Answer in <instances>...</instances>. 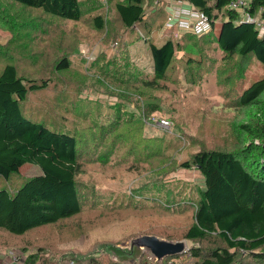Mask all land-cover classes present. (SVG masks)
Segmentation results:
<instances>
[{
  "label": "rangeland",
  "instance_id": "rangeland-1",
  "mask_svg": "<svg viewBox=\"0 0 264 264\" xmlns=\"http://www.w3.org/2000/svg\"><path fill=\"white\" fill-rule=\"evenodd\" d=\"M80 1L83 17L74 22L0 0V73L13 64L28 81L48 82L47 89L30 94L24 111L76 135L83 165L81 213L22 236L0 229V264H69L71 257L91 255H104L109 264L105 251L117 247L130 253L132 243L146 235L215 247L216 238L200 244L185 239L204 178L181 165L205 148L244 146L249 139L238 125L257 119L258 111L234 100L264 76L263 69L253 59L240 63L226 55L216 41L160 28L162 20L127 29L116 10L125 0ZM96 16L103 17V30ZM216 22L214 37L231 21L221 13ZM170 39L181 43L170 76L147 87L153 71L150 43ZM63 59L70 67L59 72ZM162 120L170 127H161ZM14 169L18 173L0 179V188L15 192L41 173L33 163ZM136 248L133 258L113 250L109 255L119 264H134L143 255L153 261L148 249Z\"/></svg>",
  "mask_w": 264,
  "mask_h": 264
},
{
  "label": "trees",
  "instance_id": "trees-1",
  "mask_svg": "<svg viewBox=\"0 0 264 264\" xmlns=\"http://www.w3.org/2000/svg\"><path fill=\"white\" fill-rule=\"evenodd\" d=\"M4 1L63 20L78 22L83 17L80 0ZM149 1L117 3L118 18L124 27L141 30V25L150 27L158 20L163 21L159 25L163 27L167 16L161 6L152 9L155 1L161 5L162 1ZM187 1L208 14L212 22L221 13L231 21L223 22L218 37L212 33L202 36L206 41H216L226 55L239 57L240 63L253 59L264 71V35H260L254 24L241 23L240 14L229 8L231 0ZM263 7L264 0H249L248 10L253 16L264 19ZM94 22L103 30V17L96 16ZM178 51L181 43L171 39L161 45L151 41L153 71L152 79L145 81L147 87L156 88L167 80ZM69 67L68 59H63L56 70L65 71ZM47 88L48 82L28 81L13 64H7L0 73V179L9 181L18 173L14 169L17 165L33 163L41 169L40 174L29 178L15 192L0 188V229L16 236L74 217L83 208L78 182L83 165L77 136L37 121L26 115L23 108L31 93ZM234 103L258 111L253 117L257 119L238 125V130L249 139L244 146L236 150L205 148L181 165L185 169L196 168L204 178L194 222L185 239L200 244L216 238L215 247L193 245L184 254L161 262L149 261L143 255L134 264H182L178 262L182 257L191 259L184 264H264V76L239 92ZM132 250L127 253L117 247L110 248L105 251V257L112 260L109 264H119L109 255L111 251L128 258L132 257ZM103 256L71 257L69 261L104 264Z\"/></svg>",
  "mask_w": 264,
  "mask_h": 264
},
{
  "label": "built area",
  "instance_id": "built-area-1",
  "mask_svg": "<svg viewBox=\"0 0 264 264\" xmlns=\"http://www.w3.org/2000/svg\"><path fill=\"white\" fill-rule=\"evenodd\" d=\"M166 4L168 17L164 25V29L169 31H176L179 36L185 34L200 35L205 36L213 33L215 30V24L217 22H212L208 14L200 11L194 7L187 0H164ZM161 4L155 2L152 9L159 8ZM249 0H231L229 8L232 11H236L241 16V23H252L256 26L260 35H264V19L260 15L253 16L248 10ZM261 11H264V7ZM161 127L168 128L170 123L168 121L162 120L158 123ZM188 251L186 246L185 252ZM184 252V253H185ZM150 260L155 262H161L163 260H158L152 253H150ZM188 259V257H185ZM69 264H74L72 261ZM172 264V262L170 263Z\"/></svg>",
  "mask_w": 264,
  "mask_h": 264
},
{
  "label": "water",
  "instance_id": "water-1",
  "mask_svg": "<svg viewBox=\"0 0 264 264\" xmlns=\"http://www.w3.org/2000/svg\"><path fill=\"white\" fill-rule=\"evenodd\" d=\"M132 245L148 249L158 260L182 255L186 249L185 242H171L150 235L137 238Z\"/></svg>",
  "mask_w": 264,
  "mask_h": 264
},
{
  "label": "crops",
  "instance_id": "crops-1",
  "mask_svg": "<svg viewBox=\"0 0 264 264\" xmlns=\"http://www.w3.org/2000/svg\"><path fill=\"white\" fill-rule=\"evenodd\" d=\"M162 1V5H161V7H160V9H162V11H164L163 12V14L164 15H166L167 17H168V11H167V7H166V4L164 3V0H161ZM156 2V1H155ZM154 2V3H155ZM193 5V4H192ZM192 7H194V8H196L194 5L192 6ZM197 9V8H196ZM155 13V12H154ZM166 17V18H167ZM166 21H167V19L165 20V23H166ZM165 23H164V25H165Z\"/></svg>",
  "mask_w": 264,
  "mask_h": 264
}]
</instances>
